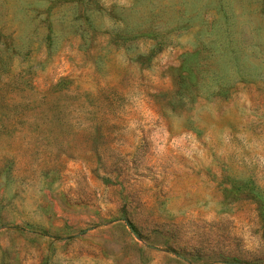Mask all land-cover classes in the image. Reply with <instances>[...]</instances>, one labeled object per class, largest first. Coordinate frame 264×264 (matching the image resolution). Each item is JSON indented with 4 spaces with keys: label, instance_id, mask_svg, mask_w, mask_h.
<instances>
[{
    "label": "rangeland",
    "instance_id": "obj_1",
    "mask_svg": "<svg viewBox=\"0 0 264 264\" xmlns=\"http://www.w3.org/2000/svg\"><path fill=\"white\" fill-rule=\"evenodd\" d=\"M0 264H264V0H0Z\"/></svg>",
    "mask_w": 264,
    "mask_h": 264
}]
</instances>
